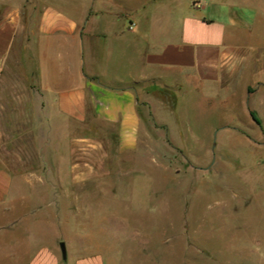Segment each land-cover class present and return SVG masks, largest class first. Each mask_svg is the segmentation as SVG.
Instances as JSON below:
<instances>
[{"label": "crops", "instance_id": "obj_1", "mask_svg": "<svg viewBox=\"0 0 264 264\" xmlns=\"http://www.w3.org/2000/svg\"><path fill=\"white\" fill-rule=\"evenodd\" d=\"M57 1L39 9L37 0H0V149L7 118L8 140L16 145L33 139L38 150L53 144L60 152L66 120L82 128L70 137L75 151L107 158L137 152L145 120L172 113L161 96L181 82L196 90L232 85L264 38V0ZM162 126L170 129L162 120L155 133ZM14 177L1 182L24 179ZM101 178L31 180L71 182L78 190ZM34 212L30 218V210H8L10 237L0 243V264H62V229ZM47 235L45 250L31 240ZM76 264L104 260L93 253Z\"/></svg>", "mask_w": 264, "mask_h": 264}, {"label": "rangeland", "instance_id": "obj_2", "mask_svg": "<svg viewBox=\"0 0 264 264\" xmlns=\"http://www.w3.org/2000/svg\"><path fill=\"white\" fill-rule=\"evenodd\" d=\"M37 2L39 9L58 5ZM161 99L172 113L145 120L141 149L110 158L73 150L70 137L82 128L66 120L60 152L53 144L38 150L33 139L9 143L5 118L0 243L10 237L8 210H30V218L42 210L62 229L59 247L64 243L68 254L62 264L93 253L104 264H264V38L232 85L196 90L181 82ZM162 120L170 129L155 133ZM75 173L104 178L78 190L71 182L31 180ZM14 176L24 179L1 182ZM51 239L31 240L45 250Z\"/></svg>", "mask_w": 264, "mask_h": 264}, {"label": "water", "instance_id": "obj_3", "mask_svg": "<svg viewBox=\"0 0 264 264\" xmlns=\"http://www.w3.org/2000/svg\"><path fill=\"white\" fill-rule=\"evenodd\" d=\"M61 251H62V256L66 260L67 259V249L64 243H61Z\"/></svg>", "mask_w": 264, "mask_h": 264}, {"label": "trees", "instance_id": "obj_4", "mask_svg": "<svg viewBox=\"0 0 264 264\" xmlns=\"http://www.w3.org/2000/svg\"><path fill=\"white\" fill-rule=\"evenodd\" d=\"M252 117L254 118V120L259 123V119L257 118L256 114L254 112L251 113Z\"/></svg>", "mask_w": 264, "mask_h": 264}]
</instances>
